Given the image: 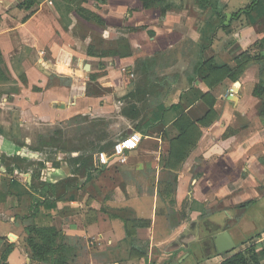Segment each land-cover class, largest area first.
I'll return each instance as SVG.
<instances>
[{"label":"crops","instance_id":"obj_1","mask_svg":"<svg viewBox=\"0 0 264 264\" xmlns=\"http://www.w3.org/2000/svg\"><path fill=\"white\" fill-rule=\"evenodd\" d=\"M24 1L0 0L3 68L9 78L16 80L9 89L20 90L11 91V94L2 92L4 83L9 80L0 81V264H55L53 260L60 255L66 258L64 264H72L75 260H80L79 264H223L231 255L245 252L251 246L255 247L260 262L264 264V221L254 223L253 216L248 213L251 208H260L258 217L264 220V112L259 111L261 99L253 94L260 77L264 79V0H257L254 5L256 0L249 4L245 2L247 0L182 1L185 4L183 9L191 5L199 14L208 15V10L213 7L224 24L244 20L231 44L235 42L240 52L251 46L255 52L242 61L236 55L238 66L234 64L235 71H232L229 62L222 61V55H219L231 45L229 42L224 48V41L221 44L220 40L206 46L198 65L205 64L195 66L190 85L175 101L167 103V97H164L153 108L159 113L155 117L157 125L150 126L146 136L141 137V144H144L131 152L161 158L154 166L157 175L152 183V179L141 175L143 164L126 161L124 164L127 163L129 171H139L138 175L126 171L127 178L114 181L107 174L115 165L100 168L96 156L93 160V155L80 158L81 153H87L92 145L88 143V134L97 133L102 122L105 123L101 116L89 122L82 120L87 113H106L105 108L99 112L96 100L99 98L91 97L93 91L98 95L108 88V98L124 96L131 90L133 93V87L128 85L130 78L123 73L127 68L129 71L133 69L130 65L119 66L128 64L132 58L108 52L113 56L110 66L100 63L95 66L93 61L97 57L85 51L91 40L72 32L77 22L89 26L91 23L74 9L70 13L72 20L68 17L66 3L69 0H34L28 9L20 6ZM102 1L85 0L81 7L95 12L105 21L101 27L103 30L92 27L105 32L111 42L117 41L121 34L118 27L137 26L139 19L150 16L148 11L159 9L146 8L141 0ZM240 3L243 5H238ZM221 5L224 11L235 5L238 9L229 17L228 11L222 12ZM251 5L250 12H245ZM166 17L164 22L172 25L170 14ZM181 17L183 12L175 16L176 22ZM207 23L209 27L214 24L208 16L202 25ZM196 24L193 19L192 29L197 34L192 38L200 42L201 32ZM129 35L124 33L126 37ZM167 45L162 44L161 49H166ZM102 71L107 75L99 85L92 80L91 74ZM18 73L25 74L27 85L20 80ZM114 73L117 79H114ZM56 79L70 80L72 84H57ZM87 86L92 92L87 93ZM138 88L144 93L151 89L148 83ZM225 99L233 104V109ZM9 110L12 114L8 113ZM76 116L82 118L78 123L83 124L77 127V131L84 130L78 136L80 143L76 146L79 147L76 156L63 157L65 153L75 151L64 145L63 129H55L53 135H40L35 143L20 139L18 124L27 128L41 123L56 125L70 117L76 119ZM234 118L238 122L237 135L230 143L223 139ZM211 122L214 124L205 127ZM191 126L196 128L195 135L198 136L194 139V146L184 151L189 154L187 163L174 167L167 162V166H161L165 155L166 158L183 155L182 149L174 148L173 143L177 145L182 141ZM164 140L172 144L161 153ZM192 155L205 161L196 170L197 175L193 174L188 162ZM84 160L88 161L91 171H85ZM170 170L175 172V180L172 193L168 194L166 188L161 187L167 182L160 186V181ZM66 180L70 186L64 189L62 185ZM231 180L240 192L237 201L243 202L234 211L231 210L233 197L228 196L226 189ZM41 182L60 183L58 193L48 189L46 197L41 195ZM216 187L222 193L212 196L211 190ZM251 187L253 196L248 199L244 195ZM36 198H40L41 204L31 215ZM217 200L221 208L211 209V203ZM159 204L163 207L159 208ZM160 215L168 219L167 226L156 225ZM217 224L222 225V229L230 226L233 232L238 231L242 240L240 247L229 253H219L212 239ZM31 226L58 228L64 236L58 245L63 242L66 250L50 256L48 261L34 257L28 243ZM250 226L249 236L244 237Z\"/></svg>","mask_w":264,"mask_h":264},{"label":"rangeland","instance_id":"obj_2","mask_svg":"<svg viewBox=\"0 0 264 264\" xmlns=\"http://www.w3.org/2000/svg\"><path fill=\"white\" fill-rule=\"evenodd\" d=\"M85 0H69L66 4L68 7V17L71 19L70 13L72 10L78 9L82 5V2ZM99 2H102V0H97ZM183 0H167L165 3L163 2L162 6H158L160 9H155V11H148L149 17L146 19H139L137 22V26H120L118 27L119 32L121 33L118 36L117 41L111 42V38L105 37V32L101 30H97V28H101L103 26L89 21L91 23V26L88 24H84L82 22H77L74 26L72 32L78 37H82L83 39H90V43L87 45V48L85 49L86 52L92 53L97 57V59L94 62L95 66L97 63L106 64L107 66H110V60L113 56H111L108 52V49H112L114 47L119 48L121 52L129 53L126 55H120V57H130L132 58L130 61L126 63L119 64V66H126L130 65L133 70L129 71L127 68L124 70V75L128 76L130 78V83L128 85L133 87L134 92L132 93V90L128 92L126 95L122 96H114L113 98H108L110 95V91L108 88L104 89L103 92H99L98 95H94L93 93H96L93 91L91 97L97 96L99 99L97 100L98 108L100 109L99 112H101L102 108L106 109V113L101 112L97 114H91L87 113L86 118H79V116H76V119H66L56 125H50V124H37V125H31L29 128L26 126H20L18 124L19 128V136L20 139L23 140L26 143H35L40 135H53V131L55 129H63L64 137L62 140L64 141V145H66L67 148H72V153H63V157H73L76 156L77 150L79 147L78 144L79 139L78 136L81 132H84V130L78 132L77 127L83 125L78 123L81 119L85 121H93L96 118H100L102 122L101 127L98 128L97 133L88 134V143L92 144L89 145L90 150L87 151V153H81L80 158H87L89 156L100 151H109L108 154L112 155V148L113 144L117 141H120L124 138H127L129 136H135L137 139H141V137L146 136V134L149 131V128L151 126L155 127L157 125V121H155V117H157L158 111L153 109L156 106H158L157 103L160 102V100L164 97L166 98L167 103H171L177 99L180 92L187 88L190 84V77L194 75V68L198 65L201 61V53L202 51L206 49V46H211L213 43H216L217 40H220L221 44L223 42V48L225 47V43L229 42V45L231 44L232 40L234 39V34L239 30V27L243 26L244 20H232L229 22V24H224V22H221L218 16H216L214 8L212 7L209 11V14L205 15V13L199 14L198 10H194L191 5H187V7H184ZM187 1H194L196 0H184V2ZM251 0L245 1L247 4L250 3ZM181 2L183 4H181ZM222 3V2H221ZM162 4V2H161ZM181 5V6H179ZM243 5V3L238 4ZM222 12L224 11L223 6L221 5ZM238 8H236V5L228 8L225 11H228L229 17L230 13L233 11H236ZM197 11V12H196ZM224 11V12H225ZM131 15L134 16L133 10H130ZM183 12V17H181V20H175V16L179 13ZM170 14L169 20L173 22L174 27L171 24H166L164 21H167V14ZM208 16L214 22V24L209 27V23L202 25L204 22V18ZM23 18H21L22 20ZM193 19L197 21L196 28L198 31L201 32L200 42L193 39L192 36H196L197 32L192 29L193 28ZM72 20V19H71ZM248 21V20H246ZM73 22V21H72ZM82 23V24H81ZM92 25H94L96 30L93 29ZM163 27V29H161ZM157 28V30L155 29ZM160 28V29H158ZM164 28H167L166 31H164ZM171 28H173V33H171ZM68 29V28H67ZM169 29V31H168ZM102 32V33H100ZM124 33H129L130 35L128 37L124 36ZM209 35V36H206ZM153 37V38H152ZM122 38H126V41H121ZM109 39V40H108ZM155 39H159L160 42H156ZM210 45H206L205 41ZM163 46L167 45L166 49H161V45ZM234 42L231 44L225 52H221L219 55H222L221 60L224 62H229V66L231 67L232 71H235V66H238L236 63V55H239V60H245L247 57L252 56V53L255 52L253 50V47L251 46L247 50L240 52V48L235 45ZM221 48V46H220ZM220 48H217L216 50L219 51ZM23 55V53H22ZM119 56V55H115ZM103 58L108 60H103ZM110 58V59H109ZM150 59V65L152 68L150 69L149 78H147L144 83H148V85L151 87L149 90V93H144L141 88H138V81L141 78V72L137 70L136 65L141 59ZM113 59V58H112ZM131 63V64H130ZM116 64V63H115ZM114 64V65H115ZM7 68V65H6ZM100 69H104V67H101ZM9 70V69H8ZM134 71V72H133ZM134 73V75H132ZM20 80L24 82L27 85V81L25 78V74L18 73ZM107 75L106 71L102 72H95L91 74L92 80H94L97 84L101 85V79ZM123 75V76H124ZM114 79H117L115 76V73L113 74ZM51 78H54L53 76H50ZM8 83H4L3 85V91L2 92H8L11 94V91H20L19 89H16L15 87L13 90L9 89V85L11 83L16 82V80L12 77L8 79ZM58 82L57 84H63L65 86H71L70 80L65 79H56ZM7 87V88H6ZM84 89V88H80ZM92 92L90 90V87L87 86V93ZM135 93V94H134ZM135 95V97H134ZM95 98V97H94ZM228 101L227 99H225ZM90 101H93L90 99ZM230 109H233V104L230 103V101L227 102ZM104 110V109H103ZM90 112L89 110H87ZM260 111V110H259ZM9 114H12V111H8ZM157 113V114H156ZM125 114L126 116H124ZM104 115V116H103ZM161 115V114H160ZM8 118V117H7ZM154 123V124H153ZM237 121L234 118L232 125L228 126L227 131L228 134H226V138H224V141H229L230 143L234 142L236 140V131H237ZM214 122H211L207 124L205 127H209ZM91 125V122L88 124ZM195 127L191 126L189 127V134L180 142L173 143V147L176 148V146L180 147L182 149V154L184 155H173V157L163 158V160L160 162L161 166L166 165L167 162L171 164L174 167H177L182 162L187 163V152L185 149L192 148L194 145V139L198 136L195 135ZM55 135L57 133H54ZM59 136V135H56ZM87 141V140H86ZM142 143L141 145H143ZM170 143L168 140H164L163 144H161V153H165L166 149L168 148ZM140 145V146H141ZM92 146V147H91ZM28 148V147H27ZM65 148V149H67ZM97 148V149H95ZM140 148V147H139ZM223 148V146H221ZM29 150V148H28ZM135 150V149H134ZM133 151V150H132ZM131 151V152H132ZM95 152V153H94ZM128 153V162L127 163H140L143 164V171L141 175L143 177H148V180H150V183H152L156 177V172L154 171V166L159 163L161 158L157 157L154 154H138L137 152H133L132 154ZM190 152V151H189ZM80 154V153H79ZM45 155V154H44ZM47 155V154H46ZM45 155V157H46ZM43 156H41L42 158ZM191 157V158H190ZM189 157V165L193 168V174L197 175L199 174L196 170L199 169L200 166H202L205 161H203L201 158L199 159V156H190ZM43 159V158H42ZM169 159V160H168ZM72 160V159H69ZM168 160V161H167ZM199 162L197 165L195 163ZM94 163V162H93ZM125 162H122L121 158L114 157L110 163L106 166L109 167L111 165L113 166L112 170L108 172L107 176L110 177L114 181H119L124 178H127L129 174H125L126 171H129L128 166L124 164ZM130 164V165H133ZM23 166H26V164H23ZM123 166V167H122ZM105 167V168H106ZM125 167V168H124ZM159 167V166H158ZM183 169V168H182ZM128 173H136L138 175L139 171H129ZM146 175L144 176V174ZM166 178L160 181V186L162 183L167 182L165 185L161 187H165L168 191V194L172 193L173 186H174V180H175V172L173 170L167 171ZM105 176V177H107ZM103 176V178H105ZM130 177V176H129ZM234 180H231V182H228L226 189L228 196L233 197V204L231 210L234 211V209L239 208V206L243 203L242 201H237L239 197V191L238 188L235 187L233 184ZM225 182V181H222ZM149 183V186H150ZM151 187V186H150ZM211 190V195L214 196V194L220 193L221 189ZM222 190L225 188L222 185ZM253 187L248 192V194H245L244 197H247L248 199L252 197L253 195ZM58 192V191H56ZM222 193V192H221ZM220 193V195H221ZM223 195V194H222ZM236 199V200H235ZM211 209H219L221 208L220 202L217 200L216 202L213 201ZM237 205V206H234ZM234 206V207H233ZM163 205L159 204V208H162ZM197 208V205L195 206ZM254 208V207H253ZM260 208L259 209H252L248 212L253 216V222L257 221H264L263 219H260L258 217ZM206 213V210H205ZM227 215V213H225ZM162 215L157 217V223L156 225L159 227L167 226L168 219H165L164 217H161ZM232 222V221H230ZM233 225V223H230ZM227 230H230V232H233V229L229 226ZM251 230V226L249 228H246L244 233V237H248L249 231ZM234 233V232H233ZM166 235V234H164ZM233 235V234H232ZM163 237V233L161 234ZM167 236V235H166ZM235 236V235H234ZM237 246L240 247V243L242 240L238 237H234ZM80 260H75L72 264H79Z\"/></svg>","mask_w":264,"mask_h":264},{"label":"trees","instance_id":"obj_3","mask_svg":"<svg viewBox=\"0 0 264 264\" xmlns=\"http://www.w3.org/2000/svg\"><path fill=\"white\" fill-rule=\"evenodd\" d=\"M143 5L146 8H154V7H158V6H162L163 2L167 1V0H141ZM201 2L205 1V0H200ZM162 2V4H161ZM164 2V3H165ZM206 2V1H205ZM34 3V0H26L23 3H21V7H25L26 9L30 8ZM257 0L253 3L256 4ZM251 5L248 9L245 10V12H250V10L252 9ZM78 11V13L83 16L85 19L95 22L99 25L104 26L106 23L105 21L98 16L95 12L86 9L84 7H78V9H76ZM29 15L26 16L23 21H26L28 19ZM121 41H126V38H122ZM110 53H112L113 55H126L129 53H124L121 52L119 50V48H113L109 50ZM4 59H3V54L2 51L0 49V81L2 80H7L9 79V76L6 74V71L3 68V64H4ZM205 63L200 64V66H202ZM136 68L138 71L141 72V79L138 83V86L141 87L144 84V81L149 78V74H150V69L152 68V66L150 65V59H141L139 60V62L136 65ZM264 79L260 77L259 81L256 83L254 90H253V94H255L256 96H258L261 101V107H260V112H264ZM101 124V123H100ZM100 124L98 126H100ZM114 146V144L112 145ZM93 160V156L91 158ZM83 167H85V171L89 172L91 171V166H89V163L87 160H84L82 163ZM73 179H70L69 181H72ZM68 180L63 181V187L64 189L68 188L70 186V182ZM60 184V183H59ZM59 184H49V183H42L40 184V186L42 187V193L41 195L46 197V190H50L52 192H56L59 190ZM58 193V192H56ZM45 194V195H44ZM61 194L58 196L60 197ZM41 204V200L40 198H36L34 199L33 205H32V213L31 215H34L38 209H39V205ZM31 233L29 238H28V243L29 246L31 248V251L34 255V257L43 260V261H48L50 260V256H53L55 253L60 252V251H65L66 247L63 244V242L61 244L58 245V241L59 240H64V236L60 233V231L58 230V228H56L55 226L52 227H37V226H31L29 227ZM234 235L235 236H240V233L238 231H234ZM37 238H39V240H37ZM66 258L63 255H60L59 257H57L56 259L53 260V262L55 264H64ZM4 264H8V263H4ZM223 264H263L260 262V259L258 257V254L255 250L254 246L249 247L245 252L241 251L238 253H235L233 255H231L230 257H228Z\"/></svg>","mask_w":264,"mask_h":264},{"label":"built area","instance_id":"obj_4","mask_svg":"<svg viewBox=\"0 0 264 264\" xmlns=\"http://www.w3.org/2000/svg\"><path fill=\"white\" fill-rule=\"evenodd\" d=\"M126 70V69H125ZM134 75V73L132 74ZM141 144V139H137L135 136H129L120 141L114 143L112 150V155H109V151H100L96 153V160L98 167L105 168L114 157L121 158L122 162L128 160V153L132 150L137 149Z\"/></svg>","mask_w":264,"mask_h":264},{"label":"water","instance_id":"obj_5","mask_svg":"<svg viewBox=\"0 0 264 264\" xmlns=\"http://www.w3.org/2000/svg\"><path fill=\"white\" fill-rule=\"evenodd\" d=\"M88 66L89 65H87V67ZM212 239L219 253H229L237 247V243L230 230L222 229V225L220 224H217L214 228ZM185 257L186 255L183 256L180 261Z\"/></svg>","mask_w":264,"mask_h":264}]
</instances>
